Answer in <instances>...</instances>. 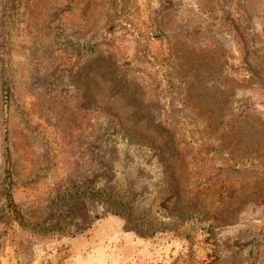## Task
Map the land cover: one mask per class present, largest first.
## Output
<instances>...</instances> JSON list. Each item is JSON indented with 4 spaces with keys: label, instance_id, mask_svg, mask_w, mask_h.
I'll return each mask as SVG.
<instances>
[{
    "label": "rangeland",
    "instance_id": "obj_1",
    "mask_svg": "<svg viewBox=\"0 0 264 264\" xmlns=\"http://www.w3.org/2000/svg\"><path fill=\"white\" fill-rule=\"evenodd\" d=\"M0 264H264V0H0Z\"/></svg>",
    "mask_w": 264,
    "mask_h": 264
},
{
    "label": "trees",
    "instance_id": "obj_2",
    "mask_svg": "<svg viewBox=\"0 0 264 264\" xmlns=\"http://www.w3.org/2000/svg\"><path fill=\"white\" fill-rule=\"evenodd\" d=\"M5 174H6V176H5V184H6L5 194H6V198H7L8 207L10 208V210H12L15 203H14L13 195L11 192L12 180H11V170H10L9 165L6 167ZM115 214H118V213L115 212Z\"/></svg>",
    "mask_w": 264,
    "mask_h": 264
},
{
    "label": "crops",
    "instance_id": "obj_3",
    "mask_svg": "<svg viewBox=\"0 0 264 264\" xmlns=\"http://www.w3.org/2000/svg\"><path fill=\"white\" fill-rule=\"evenodd\" d=\"M108 221H110V220H108ZM94 232H95V231H94ZM88 238L93 239V238H94V235H93V236H90V237H88ZM87 243H88V246H89V245H90V242H87ZM77 245H78V244H76V242L73 241V242H72V245H71V249H72V250H73V249H76ZM73 252H74V254H75L76 252H79V250H73Z\"/></svg>",
    "mask_w": 264,
    "mask_h": 264
}]
</instances>
